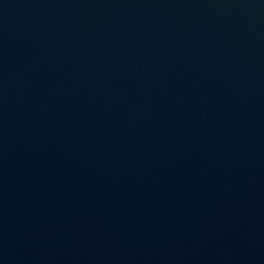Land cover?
Listing matches in <instances>:
<instances>
[{"label": "water", "instance_id": "water-1", "mask_svg": "<svg viewBox=\"0 0 264 264\" xmlns=\"http://www.w3.org/2000/svg\"><path fill=\"white\" fill-rule=\"evenodd\" d=\"M0 264H264V0H0Z\"/></svg>", "mask_w": 264, "mask_h": 264}]
</instances>
